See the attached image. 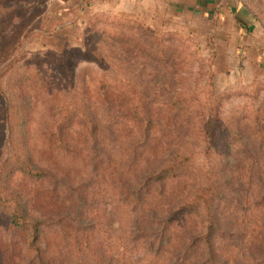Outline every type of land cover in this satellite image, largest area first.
I'll return each instance as SVG.
<instances>
[{"label": "rangeland", "instance_id": "374dc122", "mask_svg": "<svg viewBox=\"0 0 264 264\" xmlns=\"http://www.w3.org/2000/svg\"><path fill=\"white\" fill-rule=\"evenodd\" d=\"M99 53L104 63L96 62ZM61 62L72 70L73 85ZM101 79L117 83L119 95L129 88L132 104L144 98L155 114L152 125L140 128L123 99H98L91 111L102 128L87 132V89ZM0 89V180L10 152L26 146V159L59 162L50 174L55 198L63 200L60 211L43 208L37 179L45 168L0 182L2 197L11 188L32 213L51 211L38 250L29 232L0 215V264H117L128 256L122 251L134 254L130 232L143 216L116 207L119 164L134 155L136 143L156 145V156L181 147L191 160L166 198L216 197L221 226L208 246L212 253L188 256L185 264H264V0H0ZM182 95L191 116L182 111ZM205 103L215 129L210 144L201 131ZM154 197L158 217L166 200ZM192 211L182 220L181 261L206 207Z\"/></svg>", "mask_w": 264, "mask_h": 264}, {"label": "trees", "instance_id": "16d2710c", "mask_svg": "<svg viewBox=\"0 0 264 264\" xmlns=\"http://www.w3.org/2000/svg\"><path fill=\"white\" fill-rule=\"evenodd\" d=\"M96 56V62H105L100 53ZM61 65L68 84L73 85L74 75L72 70H70L66 64L63 65L62 62ZM93 84L94 83L91 82V85L87 89L88 96H86L87 108L92 114V117L88 118L90 125L87 127V132L88 128L90 131H92L95 127L98 129V125H100L102 128L101 121L96 118L94 112L91 111V106L94 101L98 102V99H102L106 103H117L118 98L121 100L123 99L124 105H126L125 110L127 109L128 102L129 104L135 103L132 102V100L134 101L135 99V95L130 92L129 88L128 90L125 89L123 93H120L122 95L118 94L119 91L117 88V83H115L113 80L101 79L99 86L96 85L94 88H92ZM125 86L131 87L127 84ZM0 93H2L1 89ZM98 96L100 97L98 98ZM178 98H181L182 111L188 116L193 115L194 111L190 106L187 95H182ZM139 101L140 102L137 105L132 104L129 106V112L132 113L133 119L138 121L137 123L139 124L140 128L148 129V127H150V125H152V123L155 121V114L153 113V109L151 107L148 109L149 104L146 103L144 98H139ZM201 109V131L202 134L206 136L207 143L210 144L214 138L215 129L213 125H210L209 121L206 120L208 117V112H206L208 107L206 106V103ZM6 114H9L8 108L6 109ZM85 114L88 116L87 113ZM185 120L188 121L186 118ZM214 122L216 123V118ZM143 132L148 133V130H144ZM10 136L11 137L8 140L13 139V132H11ZM48 136L51 137V133H49ZM81 136L83 138L82 141L86 139L84 134ZM156 149L157 146L154 144L150 145L141 143L138 145L136 143L134 155L129 156L124 163L119 164V170H121L118 173L119 178L117 177V181L119 182L117 201L119 205L116 207V209L118 210L119 214H126V212H129L131 215L132 208H135L140 211L141 215L143 216L144 223H136L135 226H139H137V228L134 226V229H132L130 232V239L137 244L134 247V254L127 249L122 251L121 254L123 253V255H128L129 257L127 256L125 259L120 257L117 258V264H185L184 262L188 256L194 257L196 254H198V252L200 255L206 254V252L210 250L208 249V246L212 245L211 238L216 235V232L221 226V219L215 215V212H217L216 209L218 207L215 205L216 209H214L215 196L213 197L210 195L209 197V199L212 200L211 202H213L212 208L208 207L207 202L209 199L208 196L206 197V195L203 199L199 198L198 200L193 199L189 193L177 194L170 200L165 197L166 193L167 195L170 194V191L168 190L178 185L177 180H180L181 177H186L188 175L187 169L192 166V163L189 162L191 160L188 156L185 157L183 155L181 147L170 150L169 153L165 151L164 154L162 153L159 156H156L155 151L159 152L160 150ZM162 152H164L163 148ZM28 154L29 150L26 146L18 149L17 151L13 149V153L10 152V155L5 161V165H7V168L9 169L5 173L6 176L2 178L0 182H10L17 172L24 175H33L34 167L37 169L40 168L42 170L45 168L47 169V174L37 179L43 181L42 187L45 191V197L43 198L45 206L43 208L50 205L51 211H60L63 200L58 197L55 198L56 195H59L57 194L55 183L56 175L50 174L51 166L53 168H57L59 162H53L51 165L43 166L42 162L26 159ZM153 154L155 155L153 156ZM125 167L129 168L127 169V172L122 171V169H125ZM128 172L136 173H134L135 176H128ZM114 176L115 175H113V177ZM47 185H49L50 188L45 189ZM201 191L203 190H200V192ZM60 192L62 193L61 189ZM156 193L158 196L163 197L162 199L166 200V203L161 206L162 209L158 217V210L156 207L151 209L152 205L150 204L153 203L154 205V202H157L155 201L156 198L154 197ZM1 194L2 193L0 191V215H7L10 218L12 225L16 229L29 232L32 238L31 243L33 247L38 250V243L41 236V226L49 222L48 218L51 217L49 215L51 211H49L47 207L43 213H32L29 211L28 207H26L23 197L17 191L11 188L5 197H2ZM33 197L34 196H32V198ZM160 197L158 198V201L161 200ZM65 202L68 204V206L72 202L68 199L67 194ZM143 204L145 205L144 208L142 210L138 209V206ZM203 205L206 207V213H204L205 217H203V227L200 232H195V237L193 239L189 238V241L185 245L184 253L182 252L184 255L182 257L183 261H181L180 252L182 248V241L184 240L182 220L187 213H189V215H194L192 211L193 209H203ZM136 214L138 216V213ZM119 242V244L123 243V241L120 240ZM86 244L89 245L87 242ZM120 247L122 248V246ZM210 253H212L211 250L209 251V254ZM100 257L102 259L108 258L104 257V254H101ZM102 259L99 260L100 263L104 261ZM95 263H97V261Z\"/></svg>", "mask_w": 264, "mask_h": 264}, {"label": "crops", "instance_id": "0c3cea01", "mask_svg": "<svg viewBox=\"0 0 264 264\" xmlns=\"http://www.w3.org/2000/svg\"><path fill=\"white\" fill-rule=\"evenodd\" d=\"M207 2L209 1V2H211V0H206Z\"/></svg>", "mask_w": 264, "mask_h": 264}]
</instances>
